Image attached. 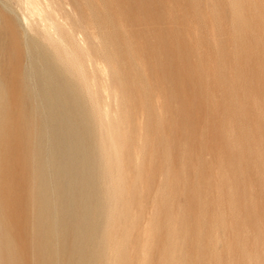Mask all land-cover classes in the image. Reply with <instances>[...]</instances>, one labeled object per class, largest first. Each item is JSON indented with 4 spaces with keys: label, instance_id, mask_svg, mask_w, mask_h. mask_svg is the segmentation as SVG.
I'll list each match as a JSON object with an SVG mask.
<instances>
[{
    "label": "rangeland",
    "instance_id": "obj_1",
    "mask_svg": "<svg viewBox=\"0 0 264 264\" xmlns=\"http://www.w3.org/2000/svg\"><path fill=\"white\" fill-rule=\"evenodd\" d=\"M47 2L57 53L0 0V264H264V0ZM74 56L101 214L51 249L38 137Z\"/></svg>",
    "mask_w": 264,
    "mask_h": 264
},
{
    "label": "bare ground",
    "instance_id": "obj_2",
    "mask_svg": "<svg viewBox=\"0 0 264 264\" xmlns=\"http://www.w3.org/2000/svg\"><path fill=\"white\" fill-rule=\"evenodd\" d=\"M15 7L17 13L19 14L18 18H16L18 19L23 31L25 32V35L30 34L31 37L38 39L40 42L46 43L48 48H52L55 53H57L58 50L57 45H55L56 43L64 48H67L65 40L57 35V28H59L58 25V27L56 26L57 22L55 23L54 20H52V18H50L45 12V9L47 10V8H49L47 0H15ZM58 19H60V17ZM76 35L77 34H75V36ZM75 38L81 46L82 44L84 46L81 36ZM67 58L65 57L63 62L64 68L66 69V73L64 72L66 76V78L64 77V83L68 85V88L63 87L65 89L63 91V99L59 103L54 102L57 89L54 90L53 95H50V93L47 92L48 98L45 104L47 123L46 126H44L46 127V132L44 134V137L42 135L38 137L39 144L37 153L39 157L37 159V169L40 172L46 173L45 176H41L40 178H38L39 182L37 183V187L39 189L38 202L40 204V224L41 226L46 227L44 239L46 244L50 246L51 249V244H53L55 238L57 239V236L60 234L63 228V220L65 219V217H73L74 212H76L75 207L78 204L80 208L79 214L81 216V223L77 226L76 235L78 234L79 237H84L86 232L88 231V227H90L89 217L92 210L94 209L97 214H101V200L99 191L94 187L93 181V173L95 172L94 168L92 167L94 148L92 144V127L89 119L90 113H87L83 110V103H81V101L79 102L74 91L71 89V87H69L70 83L68 80L70 77L67 73H69V70H71L72 68H75L74 64L76 62V59L74 56L72 58L73 62L71 63L69 62V60H67ZM88 68H90V65ZM98 69L100 68L98 67L97 70ZM99 71L100 70H98V72ZM103 74L105 76L106 73H101V75ZM88 81L91 80L88 79ZM87 84L90 83L87 82ZM91 86L90 88H88V90L91 88L93 89V87ZM35 93L38 95L40 94L38 91H35ZM32 94L34 96V93ZM50 96H52L53 100H51ZM33 99L34 98L32 97V100ZM32 115H34V112ZM25 138H27V136H25ZM95 249H97V247H95ZM52 252L54 251L52 250Z\"/></svg>",
    "mask_w": 264,
    "mask_h": 264
}]
</instances>
